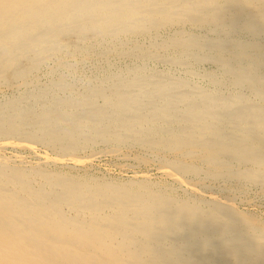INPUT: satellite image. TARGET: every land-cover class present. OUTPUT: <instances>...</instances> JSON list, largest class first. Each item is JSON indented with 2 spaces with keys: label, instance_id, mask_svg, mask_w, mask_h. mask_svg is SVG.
Listing matches in <instances>:
<instances>
[{
  "label": "bare ground",
  "instance_id": "bare-ground-1",
  "mask_svg": "<svg viewBox=\"0 0 264 264\" xmlns=\"http://www.w3.org/2000/svg\"><path fill=\"white\" fill-rule=\"evenodd\" d=\"M0 88V264H264V0H0Z\"/></svg>",
  "mask_w": 264,
  "mask_h": 264
},
{
  "label": "rangeland",
  "instance_id": "rangeland-1",
  "mask_svg": "<svg viewBox=\"0 0 264 264\" xmlns=\"http://www.w3.org/2000/svg\"><path fill=\"white\" fill-rule=\"evenodd\" d=\"M42 73H43V75H42ZM40 75H42L41 76V78H40ZM38 77H39V81H40V83H44L45 81H46V76H45V74H44V69L43 70H41L40 72H39V74H38ZM45 79V80H44ZM44 80V81H43ZM2 90V91H1ZM5 92V93H4ZM7 93V94H6ZM0 95H2V96H0L1 98L3 97V96H5V95H8V90H6V89H4V88H0ZM99 148H101V147H99ZM6 152V153H5ZM22 152V153H21ZM28 151H20V153L22 154L21 156H23V159H24V161L25 162H27V163H30V164H35V162H37L38 163V160H39V158L41 159L42 157H43V153H41L42 152V150H41V147H37V151L36 152H34V153H32V152H28ZM12 153V154H11ZM25 153V154H24ZM123 153H125L126 154V156L125 157H119V158H117V157H115V156H111V155H99V156H101V157H97L96 159H93L92 161H91V163H89V164H87V165H89V166H87V165H85V166H82L83 168V170H81L80 171V169H79V171L78 172H84V170L85 171H87V172H89V173H94L93 175H98V176H102V175H104L103 177H107V178H109V179H114V180H117V179H119V180H128V179H130V178H136L137 176H139V177H137V178H140V177H144V176H146L147 178H149V177H152V178H149L150 180H152V181H162V182H165V180H166V182H169L170 180L168 179V178H166V177H164L159 171L157 172V170L155 171V166H154V164L152 165V164H150V163H147L146 165L145 164H137L136 162H135V158H134V156H135V154L137 153V150H125ZM2 154L4 155V157H6V158H9V159H12L13 160V155H14V152H13V150L12 149H6L5 151H3L2 152ZM33 154H35V155H33ZM40 154V155H39ZM9 156V157H8ZM27 158H26V157ZM36 158H34V157ZM106 156V157H105ZM127 156H131L132 157V159H131V157L129 158V157H127ZM116 159H115V158ZM26 158V159H25ZM33 158V159H32ZM118 159V160H117ZM127 159V160H126ZM35 160V161H34ZM98 162H97V161ZM116 160V161H115ZM122 160V161H121ZM131 160V161H130ZM123 166H122V165ZM125 164H127V165H125ZM120 165V166H119ZM137 165V166H136ZM59 167H60V165H58ZM116 166V167H115ZM133 166V167H132ZM136 166V167H135ZM93 167V168H92ZM115 167V168H114ZM121 167L123 168V170H124V172H122V170H121ZM139 167H141L140 169H139ZM145 167V168H144ZM153 169H152V168ZM66 167H64V168H62L61 167V169H63V170H67V169H65ZM86 168V169H85ZM149 168H151V169H149ZM91 169V170H90ZM129 169V170H128ZM144 169V170H143ZM145 172H143V171ZM92 171H94V172H92ZM134 171V172H133ZM142 171V172H141ZM148 171V172H147ZM75 172H77V171H75ZM108 172V173H107ZM150 172V173H149ZM136 175H135V174ZM145 174V175H144ZM161 174V175H160ZM143 175V176H142ZM161 178H160V177ZM157 177V178H156ZM258 191V192H257ZM253 192V193H252ZM256 193V194H255ZM261 194V195H260ZM256 195V196H255ZM247 196H248V198H247ZM252 196V197H251ZM260 196V197H259ZM237 197V199H236V206H237V208L240 210V211H243V212H245V213H247L248 211V214L250 213L251 215H256V217L257 218H259V219H261V220H263L264 221V191L262 192V191H259V189H254V188H251V190L249 191H247V193L246 194H244V195H237L236 196ZM239 197V198H238ZM255 197H256V199H255ZM258 197V198H257ZM244 198H245V200H246V202H249V203H245V200H244ZM252 198H253V200H252ZM239 199H241L240 201L242 202H240L239 201ZM262 199V200H261ZM243 200V201H242ZM250 200V201H249ZM251 200H252V202H251ZM258 201V202H257ZM247 205V206H246ZM251 206V207H250ZM257 206V207H256ZM261 208V209H260ZM263 209V210H262ZM261 213V214H260ZM263 215V216H262ZM263 218V219H262Z\"/></svg>",
  "mask_w": 264,
  "mask_h": 264
}]
</instances>
